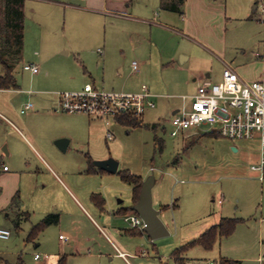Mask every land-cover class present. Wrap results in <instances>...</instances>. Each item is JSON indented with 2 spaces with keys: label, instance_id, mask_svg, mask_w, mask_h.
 Returning <instances> with one entry per match:
<instances>
[{
  "label": "rangeland",
  "instance_id": "374dc122",
  "mask_svg": "<svg viewBox=\"0 0 264 264\" xmlns=\"http://www.w3.org/2000/svg\"><path fill=\"white\" fill-rule=\"evenodd\" d=\"M158 1L132 0L134 13L142 16L139 18L142 21L97 17L69 9L64 16L52 14V18L45 19L40 13L30 14V2H27L23 53L14 68V75L20 88L37 89L38 93H34L38 94L40 100H44L40 103L50 104L39 106L27 98L21 101L19 95L12 94H8L9 103L18 110L24 104L31 103L33 109L39 112L55 110L71 116L55 119L44 114L37 116L33 125L39 130L61 127L72 134L78 143H89V151L94 155H107V158L115 159L118 162L117 172L127 169L140 176L142 181L153 177V194H159L163 203L170 205L175 201L177 207L169 208L162 214L166 220L163 223L169 231L167 236L151 240L143 232L128 234L141 247L139 253L135 254L136 259L130 258L131 263L175 264L169 258L170 251L196 237L222 211L224 216L237 220L231 236L220 238L224 249L232 250L239 257H246L241 264H264V181H258L250 169V165L257 162L259 156V140L257 137L230 140L213 132L208 125L187 130L184 135H169L171 110L181 105L182 95H192L197 91V81H193V78L202 75L203 71L208 72L210 67L213 73L221 72L222 63L217 59L205 61V49L201 45L185 33L187 37H181L175 30H168L158 23L164 21L162 16H166L169 24L180 28L186 17L195 29V25L201 28V32L210 33L212 27H217L223 32V46L229 55L231 50L243 49L246 53L258 47L264 50V21L259 19V10L253 15L254 0H202L201 9L193 4L197 0H192L191 8L188 6L189 13L182 16L160 10ZM154 10L159 13L155 22L148 20L153 19ZM223 16L226 17L224 25H220ZM130 32L137 33L135 47L142 46L146 56L154 57L150 65V76L142 77L133 73V77L129 78L131 71L128 62L123 68L117 64L116 58H121L122 49L128 53L132 46L128 38ZM103 41L108 49L104 53V58L109 59L107 64L103 63V56L98 52L99 48H103ZM178 50L189 53L192 58L173 70L166 66L170 61H166L165 57L173 53L175 62L179 63L180 56H176ZM61 51L66 54H61ZM128 54L133 55L130 57L136 61L142 59L136 51ZM196 57H199L198 60L193 61ZM24 63H36L39 73L32 74L24 70ZM125 80L139 85L136 90L127 92H137L144 84L153 95L160 96L153 99L155 107L143 113L141 126L129 127L111 119L105 124L104 120L88 118L83 113L57 110V93L78 91L85 82L100 90L122 91L121 85ZM2 94L0 100L4 96ZM164 95H168V98H164ZM82 116L94 123L95 132H88V120ZM153 124H156L155 129L151 127ZM107 129L113 136L112 140L105 137ZM5 144L4 138H0V148ZM117 172L105 175V188L101 190L106 198L105 213L110 216L112 210L130 206L132 197V187L123 182ZM83 182L79 183L82 189L86 186ZM219 198L223 200L222 204L217 203ZM19 199V207L30 212V220L23 222L17 231L11 221L14 217L13 209L0 211V228L10 231L7 240L0 239V264H17L18 259L22 261L21 264H39L45 254L40 247L26 242L25 237L30 224L37 221V216L51 209L54 204L53 201L35 200L27 194ZM113 223L128 228V224L120 217ZM56 228V225H52L42 233V244H46V252H49L50 247L55 249L58 245L59 231ZM218 241L208 250L200 246L188 248L186 254L196 256L191 264H198V259H215ZM259 248L263 249L261 263L253 260ZM92 252L96 253L94 249ZM36 253L40 255L38 260L33 259ZM67 264L124 263L115 258L109 260L107 256L98 259L94 254L88 261L76 258L69 259Z\"/></svg>",
  "mask_w": 264,
  "mask_h": 264
},
{
  "label": "crops",
  "instance_id": "0c3cea01",
  "mask_svg": "<svg viewBox=\"0 0 264 264\" xmlns=\"http://www.w3.org/2000/svg\"><path fill=\"white\" fill-rule=\"evenodd\" d=\"M191 1L192 0H183L181 5V13L161 8V0L158 1V8L165 12L177 13L182 16L184 13L185 15L189 13L188 6L191 8ZM257 1L258 0L253 1V15L258 11L256 6ZM27 2H30L28 9L30 14L40 13L45 17V19L52 18V14H56L57 16L58 14L59 16L62 14V16H64L66 14V10L69 9L71 11H76L77 13L82 12L92 14L97 17L105 18L106 16H110L121 20L142 21L139 19L142 16H139V14L136 15L134 13L135 7L132 6V0H24V22L27 12ZM202 2V0H197L193 4H195L198 9H201L203 6ZM152 14L153 19L148 20L155 22L156 17L159 16V13L154 10ZM225 18L226 17L223 16V18L220 20V25H224ZM162 20L164 21H159L158 23L166 29L175 30L177 34L181 35V37L187 35L191 37L194 42L201 45L205 49V61L209 59H211V61H213V59L221 61V72L213 73L212 67H210L208 72L203 71L202 75L200 74L199 76L193 78V81H197L198 86L204 83L213 82L212 80L219 81L222 71L226 65L232 67L244 80L253 81L259 79L261 72V60L259 55L264 50H260L259 47L251 51L249 50L247 53L243 49L240 51L231 50V52H228L229 55H227L223 46L225 37L221 29L219 30L217 27L214 29V27H212L210 33L204 31L201 32V28H197L195 25V29L188 22L186 17L183 19L182 26L180 28L173 24H169L170 21L167 20L166 16H162ZM149 32L152 34L151 30ZM136 35V32H130L128 34V38L132 43V46L128 49V53H135L136 51L138 52L139 57L142 56V59H140V61L134 60V57H130L133 55L126 53V50L123 49L121 51V58H119V60L116 58V61H118L117 64H119L120 68H123L125 66L124 64L128 62L129 72L131 71L129 73V78L133 77V73H136L135 75L137 76L140 74L142 77L152 75L150 72V65L152 58L154 57H152V55L146 56L145 52H143L142 46L139 45L138 47H135L134 39L136 38ZM107 50L106 42L103 41V48H99L98 52L103 56L104 64L109 63V59L104 58V53ZM61 54H66V52L61 51ZM177 54L180 56L179 63L175 62L173 53L168 56L166 55L165 57L166 61H170L166 64V66H168L170 69L174 70V68H179V66H183V64L190 61L192 58L189 53H184L180 50H178L176 56ZM198 58H193V61L195 59L198 60ZM249 58L251 59L250 61H248ZM133 61L137 63L136 69L132 68ZM30 64L37 65L36 63ZM164 66L165 65H163V67ZM128 80H125L124 84L121 85L122 91L127 92L129 90H136L139 88L138 83H130ZM18 86L19 87L15 89H0V93H3L2 95H4L3 97L1 96L2 100H0V138H4L6 141V144L0 148V211H6V208L11 210L13 209L14 217L11 221L15 230L18 231L21 229L22 223L29 221L31 216L28 210L21 209L19 207L18 201H20V196L27 194L32 198H35V200L41 199L44 202L53 201V207L51 209L44 210L43 214L38 215V219H35L37 221H33L30 224L25 237L26 242L33 243L34 247H40L42 252L45 254V258L39 264H57L59 258L61 257L66 258V264L69 259L76 258H82L83 260L88 261V259L94 254L96 257H98V259L102 258L103 256H107L109 260H113L115 258L124 264H133L131 263L130 258L136 259L135 254L137 255L139 253V248L141 247H138L136 242H134L135 238L130 237L128 234H142V232L143 234H146L139 228L131 227L124 220L125 215L132 211L128 209H130L131 206L135 204L133 201V195L131 197L130 206L112 210L111 216L110 214H106V198L101 190L105 188V179H107L105 175L109 172L104 170L100 172L96 171V169L99 168L93 166L92 161L105 159L107 158V155H94L89 151V143H78L75 138L72 137V134L64 131L61 129V127H55L48 130L35 129L33 120L37 116H43L45 114L55 119H61L63 116V119L65 117L71 118V116H68L65 113H59L55 110L39 112L34 110L33 107L25 110L24 112L21 111L24 106L18 110L13 105H10L7 98L8 94L19 95L21 101L27 98L28 100L34 101V103L39 106L50 104L40 103V101L44 100H40V97L38 94H36L38 93L37 89H23L20 88L19 84ZM167 96L164 95L163 97L168 98ZM159 97L160 96L158 95L153 99ZM56 100H58V97L55 99V102ZM55 102H53L52 105L55 106ZM176 108L178 107H175L171 110V114ZM87 117L93 118L89 116ZM87 117L85 118L82 116L84 120H86ZM113 121L116 120L113 119ZM89 131L95 132V126L93 122H89L88 120V132ZM107 132L110 131L107 129L106 133ZM182 135H184V133ZM59 138H65L68 140L65 151L59 150L54 144L55 140ZM8 163L11 165V167L8 165ZM3 166H7V169L3 170ZM81 181L86 183L84 189H82L79 185ZM103 181L104 183L102 184ZM154 185L155 183L153 182L151 187L152 205L154 208L160 211L159 217L162 219V221L166 222L165 218L162 217V214H165L169 208L174 209L177 207V205L175 201H173L170 205L163 203L159 194L154 196ZM218 200H221V202H218ZM218 200V204L223 203L222 199L219 198ZM222 209L223 207L221 210ZM125 210H127L126 213ZM49 213L58 214V222L52 225L57 226L56 229L59 231V242L55 249L50 247L48 250L49 252H46V244H42L44 239L42 233L45 229L52 225H49L43 230L39 231L32 239H28V235L33 226L40 222L42 218ZM5 215L8 216V213ZM117 217H120L128 224L127 229L117 226L113 223L117 221ZM222 218L229 217L224 216L222 211H220L217 213L215 221L208 227H203V231H201L196 237H193V239L185 242L182 245L175 246L170 251L169 258H171L175 264H177L176 257L182 258L184 264H191V260H194V257H196L188 256L186 254L187 249L191 247H188L182 251L179 256L174 255L173 250L197 239L205 230L213 225H216ZM86 227H88L89 230ZM231 234L229 235L231 236ZM60 235H62L64 238L61 239L59 237ZM229 235L221 237L226 238ZM128 236L130 238H128ZM221 237H218L211 246L212 248L217 240H219L217 257L213 260L204 259L205 261H200L197 258L198 260L196 261H199L198 264L208 261H213L218 264L220 260L237 261L238 264H241L242 260H246V257L234 255L232 250L229 251L228 248L224 249L223 244L220 242ZM148 238L150 237L148 236ZM93 249L96 251V253L92 252ZM153 249L157 251L156 247H153ZM261 252H263V249L259 248L258 255L253 260L261 263L263 261L262 257L260 256ZM19 262L20 261L18 259L17 264ZM140 264L144 263L140 262Z\"/></svg>",
  "mask_w": 264,
  "mask_h": 264
},
{
  "label": "built area",
  "instance_id": "2783aa9c",
  "mask_svg": "<svg viewBox=\"0 0 264 264\" xmlns=\"http://www.w3.org/2000/svg\"><path fill=\"white\" fill-rule=\"evenodd\" d=\"M259 19L264 21V0L257 1ZM261 60L260 77L247 81L230 66L226 65L221 78L217 82H208L198 86L192 95H182L181 105L171 114V131L169 135L176 137L190 129L202 125L211 126L213 132L230 140L251 139L259 140V156L257 162L250 165L257 179L264 181V51L259 55ZM22 68L32 74L38 72V66L24 63ZM132 68L137 63L132 62ZM57 100V110L66 113H83L89 117L104 120L107 124L117 116L131 114L142 120L145 110L155 107L153 95L146 85L137 92L105 91L93 84L85 83L78 91L60 92ZM31 103L24 105L21 110L32 108ZM106 138L112 140L110 132ZM7 166H3L6 170ZM221 202V200H218ZM124 220L131 226L142 230L144 224L133 211L128 212ZM10 237V231L0 228V239ZM61 239L64 237L59 236ZM34 254V259H39ZM201 264H216L208 261Z\"/></svg>",
  "mask_w": 264,
  "mask_h": 264
},
{
  "label": "trees",
  "instance_id": "16d2710c",
  "mask_svg": "<svg viewBox=\"0 0 264 264\" xmlns=\"http://www.w3.org/2000/svg\"><path fill=\"white\" fill-rule=\"evenodd\" d=\"M182 3L183 0H161V8L181 13ZM23 34L24 0H0V89H15L19 87L14 75V68L21 60ZM115 120L129 127H138L142 124V120L137 119L131 114L117 116ZM151 127L155 129L156 124H153ZM157 142L161 146V141L158 140ZM96 171L100 172L102 170L96 169ZM117 173L123 182L132 186L133 201L136 203L143 182L142 178L132 174L127 169L118 171ZM126 212L127 210H125ZM57 222L58 214H46L40 222L33 226L29 232L28 239H32L39 231ZM236 223L237 220L234 218H222L216 225L205 230L197 239L173 250V254L179 256L182 251L194 245L209 249L218 237L231 234L234 231ZM176 262L177 264H184L183 259L179 257H176ZM18 264H21V262ZM57 264H65V258H59ZM218 264H238V262L220 260Z\"/></svg>",
  "mask_w": 264,
  "mask_h": 264
},
{
  "label": "water",
  "instance_id": "95a60500",
  "mask_svg": "<svg viewBox=\"0 0 264 264\" xmlns=\"http://www.w3.org/2000/svg\"><path fill=\"white\" fill-rule=\"evenodd\" d=\"M67 143L68 140L65 138H59L54 142L57 148L61 151H65ZM233 149L235 150V148ZM92 165L109 173L117 172L118 168V162L111 157L93 160ZM153 182L154 179L151 176L142 182L138 200L130 209L143 221L144 226L142 230L151 239H157L167 236L169 231L159 217L160 211L152 205L151 187Z\"/></svg>",
  "mask_w": 264,
  "mask_h": 264
}]
</instances>
